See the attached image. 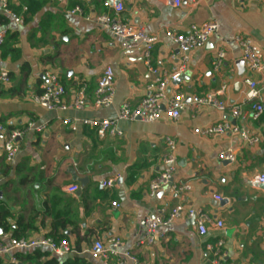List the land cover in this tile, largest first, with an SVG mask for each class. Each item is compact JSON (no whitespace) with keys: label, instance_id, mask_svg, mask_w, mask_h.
I'll return each mask as SVG.
<instances>
[{"label":"crops","instance_id":"crops-1","mask_svg":"<svg viewBox=\"0 0 264 264\" xmlns=\"http://www.w3.org/2000/svg\"><path fill=\"white\" fill-rule=\"evenodd\" d=\"M105 1L10 0L23 24L17 26L7 17V37L0 47V68L10 77L7 85H0L4 129L0 132V205L12 215L11 230L3 234L0 230V241L13 238L17 221L23 218L31 226L23 239L54 240L53 236L64 235L72 247L63 259L46 248L34 249L47 255L23 264L51 260L61 264L74 259L102 264L91 259L89 250L95 240L105 243L110 238L120 241V253L135 259H128L127 264H214L206 245L218 240L224 242V257L218 264H264V186L258 180L264 175V115L251 118L252 105H264V89L260 76L247 72L237 40L247 39L264 60V0H199L192 6L185 0L180 6L174 0H109L123 4L118 15L104 7ZM74 8L81 14L67 13ZM108 12L159 38L150 54V68L142 44L120 39L95 22L98 15ZM208 21H215L218 30L202 49L188 54L184 73L166 91V101L176 92L185 96L178 120L164 116L152 124L120 122V137L81 124L72 131L63 124L65 118L114 119L122 104L136 107L150 94L151 84L182 63L181 52L165 33L185 35L190 26ZM219 51L225 56L215 70ZM107 67L115 78L114 100L110 107L98 110L93 106V91ZM47 71L57 74L66 88L67 103L76 90L85 88V106L53 112L36 105L32 97L41 92ZM246 78L260 87L257 100H247ZM209 95L226 109L196 104ZM233 106H241L242 118L231 116ZM29 122L45 129L26 130L18 140L14 161L8 163L3 153L6 135L14 129L25 130ZM218 125L243 129L258 142L249 145L239 133L203 134ZM166 138L176 145L173 181L188 183L190 190L175 194L166 186L151 197L149 186L162 170ZM226 149L234 152L233 163L218 159V153ZM113 178L112 188L103 186ZM68 186H76L77 191L68 193ZM176 205L206 214L211 223L222 221L224 227L215 229L208 223L206 235L199 236L196 219L183 213L159 229L163 238L144 243L146 219L163 223ZM34 250L12 252L15 263L9 256L0 260L22 264L16 255Z\"/></svg>","mask_w":264,"mask_h":264},{"label":"built area","instance_id":"built-area-1","mask_svg":"<svg viewBox=\"0 0 264 264\" xmlns=\"http://www.w3.org/2000/svg\"><path fill=\"white\" fill-rule=\"evenodd\" d=\"M184 0H174L176 6H180ZM199 0H185L191 6L195 5ZM104 7L112 10L116 15L120 14L124 7L120 2L105 1ZM24 11L26 8L23 9ZM70 15L81 14L79 8H74L67 12ZM0 14L10 18L12 22L19 26L23 24L22 17L13 12L10 7V0H0ZM116 17V18H115ZM112 16L109 12L98 15L95 18V22L100 25L104 30L110 32L114 36L124 39L132 40L135 43L142 44L144 46V59L146 65L149 67L150 54L154 48V45L158 42L157 36H151L144 32L141 27L133 26L128 23H124L117 16ZM218 30V24L215 21H208L198 25L190 26L188 32L185 35H178L171 31H167L165 36L172 41L178 50L182 54V63L179 68L171 73L164 74L161 78H158L155 83L151 84L148 89L150 94L142 99L136 107H131L129 104L124 103L121 105L117 116L114 119H83V120H71L65 118L62 122L65 126H69L72 131L77 130L78 124L97 129L102 134H108L109 136H122V132L118 128L120 122H142L146 124H152L161 120L164 116L171 121H176L180 118L182 111L185 108V96L181 92H176L171 99L166 101V91L170 83L176 82L180 79L186 69L188 54L197 49H202L210 40V38ZM7 37V30L3 24H0V47L4 45ZM238 43L242 48V60L246 66V70L249 74H256L261 78V86L264 89V60L262 59L259 49L252 45L247 39L238 38ZM224 52L219 51L216 55V59L213 63L214 69L217 70L222 64L224 59ZM152 73H155L149 69ZM43 83L41 85V92L34 97L32 101L47 111H61L65 112L71 109H82L88 96L85 88L76 90L73 93V100L71 103H67L65 98L67 97L66 88L60 83L57 74L52 71H47L43 75ZM10 82L9 72L0 68V85H7ZM245 83L248 87L246 98L248 101L257 100L261 94V89L258 87L256 81L249 78L245 79ZM115 95V78L111 68L107 67L97 79L96 87L93 91V106L95 109L101 110L110 107L113 104ZM210 104L215 106L218 110L223 111L226 106L221 101H217L214 95L207 96L204 100L196 102V104ZM163 107V108H162ZM231 116L235 119L242 118L243 112L241 106H233L230 110ZM264 115V105L260 103H254L252 105L251 118L257 120L260 116ZM44 126H35L32 122L27 123L25 130L14 129L11 130L5 137L3 142V153L8 163L14 161L18 151V140L21 139L26 130H34L41 132L44 130ZM3 126L0 125V132L3 131ZM226 133H239L247 144L252 145L258 142L257 138H250L248 132L243 129L230 128L227 125H218L210 127L203 131L206 136L224 135ZM166 153L162 161V170L158 177L151 182L149 186V195L154 197L163 187L170 186L175 194H183L190 190L188 183H174V176L177 170V160L174 155L176 149L175 142L170 139H165ZM218 159L220 161H226L233 163L235 161V154L231 149H226L218 153ZM260 184L264 186V175L258 177ZM115 179H109L103 183L106 188H112L114 186ZM66 191L70 194H74L77 191L76 186H68ZM216 200H220L219 197H215ZM112 206L116 207L117 204L113 203ZM185 213L187 217L196 219L197 232L199 236H205L207 233L206 225L210 223L215 229H223L224 225L222 221L211 223L208 216L200 211H194L191 209H184L181 205H176L170 211L169 217L163 223L158 222L155 219L148 218L144 227V243L151 244L160 237L159 229L163 226H169L175 220H177L181 214ZM6 242L0 241V257L9 256L12 252L17 250H34L40 248H46L57 258L63 259L71 253L72 247L67 240L55 242L50 238H37V239H16L6 236ZM224 242L218 240L215 245H206V250L212 253L215 258L214 264H218L224 257L221 254ZM121 243L116 238H110L107 242L95 240L89 250L91 259L101 262L102 264H127L126 261L135 259L129 253H120ZM11 263H15L16 260L13 256L10 257Z\"/></svg>","mask_w":264,"mask_h":264},{"label":"trees","instance_id":"trees-1","mask_svg":"<svg viewBox=\"0 0 264 264\" xmlns=\"http://www.w3.org/2000/svg\"><path fill=\"white\" fill-rule=\"evenodd\" d=\"M8 22V19L6 16L0 14V24H6ZM11 213L10 211H8L7 209L3 208L0 205V230L3 233H7L10 232L11 230V225L9 224V220L11 218ZM31 227V226H30ZM29 225L24 224V219L23 218H19L17 221V226L15 227V229L13 230V238L16 239H21L25 236V232L30 228ZM1 234V235H2ZM55 242H60L66 239V236L62 235V236H53ZM1 239V236H0ZM47 255L46 253H43L40 250H34L31 253H21V254H17L16 258L18 259V262L20 263H24L26 262H37L40 260L41 257ZM0 264H3L2 260H0ZM19 264V263H18ZM46 264H58L57 261L55 260H51L49 262H47ZM61 264H85V262H82V260H78V259H74V260H67Z\"/></svg>","mask_w":264,"mask_h":264},{"label":"water","instance_id":"water-1","mask_svg":"<svg viewBox=\"0 0 264 264\" xmlns=\"http://www.w3.org/2000/svg\"><path fill=\"white\" fill-rule=\"evenodd\" d=\"M239 66H241V64H239ZM241 73H242V68H241ZM87 180L84 179V181H82V184H84ZM0 234H1V231H0Z\"/></svg>","mask_w":264,"mask_h":264}]
</instances>
